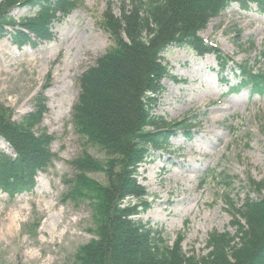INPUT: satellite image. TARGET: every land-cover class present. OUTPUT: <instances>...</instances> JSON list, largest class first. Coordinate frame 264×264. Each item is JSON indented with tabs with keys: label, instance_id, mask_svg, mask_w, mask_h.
Listing matches in <instances>:
<instances>
[{
	"label": "rangeland",
	"instance_id": "1",
	"mask_svg": "<svg viewBox=\"0 0 264 264\" xmlns=\"http://www.w3.org/2000/svg\"><path fill=\"white\" fill-rule=\"evenodd\" d=\"M121 1L79 0L52 22V35L44 40L19 46L8 35L0 38V104L21 123L43 103L45 111L33 130L53 136L55 155L31 192L10 196L0 190V264H77V249L97 235L93 192L67 197L64 179L74 174L71 162L84 152L107 159L76 132L72 106L80 75L114 43L102 21L109 11L119 15L129 8ZM28 13L26 8L11 12L15 19ZM200 36L231 61L264 73V11L254 4L248 11L232 4ZM163 65L167 72L158 78L154 113L169 122L189 117L195 123L189 139L177 132L140 168L149 207L139 217L162 230L169 244L180 240L185 253L205 254L209 233L234 234V206L246 195L264 197V93L233 90L236 77L229 69L218 75L212 54L173 48L164 53ZM221 76L230 83L223 84ZM0 148L11 152L1 139ZM88 175L108 184L104 172ZM221 176L231 177L233 185L225 187ZM12 216L15 231L9 234L5 228Z\"/></svg>",
	"mask_w": 264,
	"mask_h": 264
},
{
	"label": "trees",
	"instance_id": "2",
	"mask_svg": "<svg viewBox=\"0 0 264 264\" xmlns=\"http://www.w3.org/2000/svg\"><path fill=\"white\" fill-rule=\"evenodd\" d=\"M78 1L0 0V38L8 35L19 46L47 39L52 22L70 13ZM125 1L129 8L123 7L119 15L110 11L103 15L114 43L80 75V91L72 106L78 135L107 157L99 161L84 152L71 162L74 174L64 179L67 197L93 192L90 205L97 235L77 249L76 263L264 264V197L246 195L240 206H234V234L209 233L205 254L185 253L180 240L169 244L162 230L139 217L149 207L140 168L151 151L165 148L177 132L189 139L195 123L189 117L169 122L154 113L161 91L158 78L167 72L164 53L178 48L212 54L218 75L229 69L236 77L233 90L248 87L252 94H263L264 73L254 72L246 62L231 61L200 31L232 4L243 11L254 4L264 11V0H124L122 4ZM14 8L29 13L15 19ZM220 81L230 83L222 76ZM44 111L42 103L18 123L0 104V139L11 150L0 148V190L10 196L31 192L38 173L54 160L53 136L33 130ZM95 172H104L108 184L89 177ZM221 183L230 188L233 180L221 176Z\"/></svg>",
	"mask_w": 264,
	"mask_h": 264
},
{
	"label": "bare ground",
	"instance_id": "3",
	"mask_svg": "<svg viewBox=\"0 0 264 264\" xmlns=\"http://www.w3.org/2000/svg\"><path fill=\"white\" fill-rule=\"evenodd\" d=\"M15 218H16V216H12L10 218L9 224L5 228L6 232L9 233V234H13V232L15 231V226H14ZM11 219H12V222H11ZM52 238H54L53 235H52Z\"/></svg>",
	"mask_w": 264,
	"mask_h": 264
}]
</instances>
